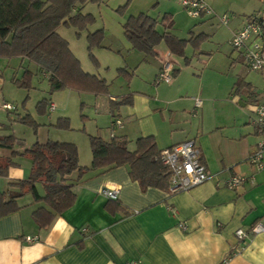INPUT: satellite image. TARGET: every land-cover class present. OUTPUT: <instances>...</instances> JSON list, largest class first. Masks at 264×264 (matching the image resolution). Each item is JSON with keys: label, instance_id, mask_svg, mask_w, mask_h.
<instances>
[{"label": "crops", "instance_id": "0c3cea01", "mask_svg": "<svg viewBox=\"0 0 264 264\" xmlns=\"http://www.w3.org/2000/svg\"><path fill=\"white\" fill-rule=\"evenodd\" d=\"M207 1L216 13L232 11L236 17L226 28L219 29H213L212 16L204 17L189 31L190 37H181L176 31L175 18L181 12L177 1L176 8L171 11L168 7L162 19L147 14L158 21L157 29L162 35L170 33L186 40L205 35L213 44H200L198 48L188 44L185 55L178 56L162 41L151 57L133 50L129 41L123 47L116 46L113 50L119 54L133 56L131 62L124 61L121 68L128 77L118 75V84L82 67L109 84L108 94L89 98L93 105L84 111V137L56 128L58 120L45 121L46 115L22 116L28 105L23 104V112L19 111L18 101V116L12 118H33L39 125L35 138L18 136L5 119L0 120V136L14 135L18 139L13 151L24 153L36 142L49 140L73 143L79 150L80 165L89 168L84 174L75 171L68 176L76 201L49 225L41 226L36 221L34 212L47 204L37 202L32 193L16 198V211L0 213V264H264V232L244 242L236 237L239 228L248 230L264 216V171L249 161L263 139L252 119L257 106L264 103V84L263 88L256 84L248 72L253 70L230 45L233 34L257 13L249 0ZM86 4L76 5L73 15L83 12ZM104 48L113 47L106 44ZM165 61L174 66L169 82L158 81ZM5 65L14 69V74L6 79L0 73L1 115V111H10L3 107L10 102L3 91L10 85L16 87L15 81L27 70L33 73L32 91L43 89L36 107L47 100L46 114L57 109L49 76L36 63L28 58L0 57V68ZM253 72L264 80L261 73ZM240 80L241 87L237 86ZM116 86L118 90L114 91ZM31 97V91H27L23 100ZM122 100L125 103H120ZM117 120L122 123L117 124ZM40 131H44L42 137ZM90 136L106 141L125 137L130 151L137 149L140 138L148 136L155 138L159 150L193 139L202 150V160L211 177L175 194L157 187L142 189L131 178L128 165L92 167ZM13 151L0 148V156L10 157ZM13 161L8 173L0 175V194H4L5 201L18 194L20 188L15 184L28 179L33 167L28 156L18 155ZM234 175L246 181L231 190L227 182ZM106 188H117L118 198L106 197ZM37 190L40 196L45 195L42 183H37ZM28 237L36 239L29 241Z\"/></svg>", "mask_w": 264, "mask_h": 264}, {"label": "trees", "instance_id": "16d2710c", "mask_svg": "<svg viewBox=\"0 0 264 264\" xmlns=\"http://www.w3.org/2000/svg\"><path fill=\"white\" fill-rule=\"evenodd\" d=\"M89 1L94 0H0V57L28 58L36 63L49 76L51 93L72 89L108 94L107 81L85 72L69 42L58 33L61 25L83 29L92 21L91 15L82 14L80 11L73 15L76 5L83 6ZM157 26L158 21L155 18L147 13H140L127 19L124 33L133 49L147 57L155 55V48L162 41H165L173 54L184 56L189 43L198 48L206 39L205 35L193 36L190 40L170 33L162 35ZM101 36V32L93 33L90 36L91 44ZM32 77L33 73L27 70L17 84L30 89ZM242 84L243 80H240L237 86L241 87ZM120 103H125V100ZM47 106V100L40 102L37 106L39 113H46ZM19 119L35 129L39 126L30 116ZM55 127L69 129V119H59ZM17 141L14 135L0 136V148L13 151ZM90 143L93 168L128 165L131 178L138 181L142 189H169L171 173L160 160L161 150L153 136L140 138L135 151L129 150V141L125 137L106 141L100 136H90ZM18 155L28 156L33 161L31 175L15 184L20 191L10 201H5L4 194H0V213L4 215L16 211L19 209L16 198L32 193L37 202L43 201L47 204V207H41L34 212L36 221L41 226H47L56 215L64 213L76 201L77 196L73 185L68 182V176L75 171L84 174L89 168L80 165L77 145L49 140L45 143L36 142L24 153L13 151L10 157L0 156V175L8 173L9 167L15 164L13 158ZM37 183L44 185V196H40Z\"/></svg>", "mask_w": 264, "mask_h": 264}, {"label": "rangeland", "instance_id": "374dc122", "mask_svg": "<svg viewBox=\"0 0 264 264\" xmlns=\"http://www.w3.org/2000/svg\"><path fill=\"white\" fill-rule=\"evenodd\" d=\"M175 1H177L178 5H181L182 12H179L176 16L177 18H175V20L177 21L176 31L181 37H184V35H186V37H190L191 34L189 33V31L192 28L201 24L199 21L202 18L190 17L187 12L183 9L182 4L178 2V0L89 1L85 5L84 10L81 13L85 15H91L92 21L88 23L83 29H79L73 26L61 25L59 27L60 35L69 42L72 51L80 59L81 65L86 71L100 74L101 77H109L108 79L110 81L116 80L115 83L118 84V75L128 77L127 74L124 73V69L121 68L124 66V61L127 60V62H131L130 60L133 59L132 55H129V57H127L122 54H119L118 51L113 50L116 46H118L119 48L120 46L123 47L125 44H130L124 34V24L126 23L129 16L132 13L137 14L140 12H146L150 15H154L162 19L166 11H168V7L171 11L176 8V6H174ZM214 1L217 2L218 0ZM249 1L251 3V7H255L257 15L260 14L262 17H264V0ZM225 14L230 17V21H232L236 17L235 13H232V11H228L223 14H218L213 10L212 19H215V22H213V29H219L224 27L226 28L228 26L223 25L219 22V17ZM96 32H101L102 36L96 42L91 44L90 36ZM106 44L112 45L113 48L105 49L104 46ZM200 44L213 43H210L209 38H206ZM124 52L126 53V51ZM133 69L134 67L131 68V70ZM0 71V73L6 79H11L12 75L14 74V69H12L11 67H7L6 65L0 68ZM248 72L250 73L251 77L254 76V78H252L254 79V81H256V84L263 88L264 80L261 79V77L257 73L253 71ZM15 86L16 87H14V85H10V87H8L9 89L6 88L3 91V95L6 97V99L10 101L8 103L12 104L14 109L10 110L9 113L1 111L3 115L0 114V120L5 119L4 121H7L8 125L11 128H15L18 136L21 135V137H24V139H28L29 137V139H34L36 129L34 126L21 122L19 118L17 119V121L13 120L12 117L18 116L16 107L17 101L20 107L18 108L19 111L23 112V104L28 105V109L22 114V116L28 113L30 116L33 117L36 116L37 113L41 116L46 115L44 118L45 121H49V119H55L57 121L61 117H68L70 122V128L61 130H66L65 132H70L71 136L74 137H84L83 124L87 122L86 118L83 116L85 114L84 111L88 112L91 109L93 105L91 103H93V101L90 102V99L96 98L95 96L97 94L92 92H80L72 89H64L61 91H57L53 96L54 101L57 103V109L54 110V112H52L50 115L48 113H39L36 107L37 97H40L43 94V89L38 91H32V88L26 89L24 87H19L16 81ZM112 89L114 91H117L118 87L115 89L113 87ZM27 91H31L32 97L30 99L27 98L26 100H23V97L25 98ZM17 92H22V95L18 94ZM81 102H85L86 104L82 105ZM88 103H90V105ZM43 134L44 131H40L39 136L42 137Z\"/></svg>", "mask_w": 264, "mask_h": 264}, {"label": "built area", "instance_id": "2783aa9c", "mask_svg": "<svg viewBox=\"0 0 264 264\" xmlns=\"http://www.w3.org/2000/svg\"><path fill=\"white\" fill-rule=\"evenodd\" d=\"M181 4L190 17L204 18L213 15V9L207 0H181ZM219 22L228 25L230 17L225 14L219 17ZM230 45L242 54L244 63L250 70L259 72L264 77V24L260 16L253 15L249 17L243 26L233 34ZM173 73L174 66L172 62H163L158 81L169 82L173 78ZM200 104L201 101L197 100L196 105L200 106ZM3 107L7 110L14 109L10 103H5ZM51 109H54V104L51 105ZM116 123L121 124L122 122L117 120ZM252 123L262 133L263 139L256 151L251 154L249 161L257 170L264 171V103L257 106ZM159 157L171 173L170 194L190 190L208 181L211 177L207 166L202 160V150L193 139L161 150ZM244 181H246L245 177L234 175L228 180L227 187L234 190ZM103 192L109 199L116 200L118 198L117 188H106ZM182 228L184 229L185 226L182 225ZM262 232H264V216L252 224L248 230L239 228L236 231V237L239 241L244 242L252 235ZM35 239L34 237L27 238L29 241ZM131 264H136V262Z\"/></svg>", "mask_w": 264, "mask_h": 264}]
</instances>
